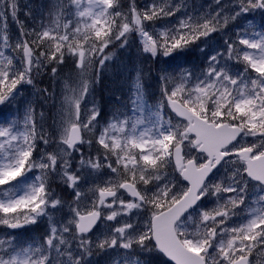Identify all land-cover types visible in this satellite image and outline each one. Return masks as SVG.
<instances>
[{
    "label": "snow or ice",
    "instance_id": "6c2138e0",
    "mask_svg": "<svg viewBox=\"0 0 264 264\" xmlns=\"http://www.w3.org/2000/svg\"><path fill=\"white\" fill-rule=\"evenodd\" d=\"M21 7L34 19L30 0H0V106L18 104L26 85L41 106L54 101L37 85L45 75L58 82L69 59L79 84L61 101L58 141L43 114L37 132L33 101L22 120L0 119V225L48 220L39 239H0V264H252L253 250L264 249V0H213L204 13L171 0H68L31 31ZM181 8L172 26L156 27ZM9 20L19 29L14 44ZM215 33L222 42H212ZM136 38L142 55L198 53L199 62L159 71L151 115L125 109L101 126V109L88 107L89 81L110 46ZM140 77L131 111L144 107ZM54 182L72 201L56 195Z\"/></svg>",
    "mask_w": 264,
    "mask_h": 264
},
{
    "label": "rangeland",
    "instance_id": "374dc122",
    "mask_svg": "<svg viewBox=\"0 0 264 264\" xmlns=\"http://www.w3.org/2000/svg\"><path fill=\"white\" fill-rule=\"evenodd\" d=\"M29 0H20L21 5L28 3ZM122 3H128L129 0H122ZM137 4L141 7H143L145 4L149 3V0H136ZM173 5L179 6L181 4H186L187 5V11L191 12L193 10L197 11L198 13H204L210 11L209 5L213 4V0H171ZM31 5L33 6V17L29 18L25 15L27 12V9L21 7L20 13H19V18L22 21H25L27 25V30L31 31L33 28H36L39 26L41 23V17H44L43 22L45 24H48L50 21L48 20V9L51 8V6L54 3H63L65 7L68 4V0H30ZM185 9L181 8V11L177 13L175 17H168L164 20H158L155 22L157 28H162L165 26H172L179 18L180 15L183 13ZM55 11H60L59 9H56ZM55 11L53 12V16L55 17ZM255 21L257 24L261 21V16L259 14H256L255 16ZM66 22V21H64ZM153 22L149 21L150 27ZM11 24V42L14 44L16 41V38L19 36V29L15 23H13L11 20L8 22V26ZM62 30V29H61ZM137 45L139 47V51L142 52V47L140 46L139 39L137 41ZM120 49V47L117 45L116 47H109L108 53L110 55V59L107 61L106 65L104 67H109V61L112 60L116 56V50ZM115 73L117 75L122 76L123 78H129L130 73L133 75V79L131 80V86L133 85V81L136 78V73L138 72L136 70V66L133 67V64L127 60V59H116L115 63ZM99 63L97 61L96 64V69H99ZM75 65L71 63V59H69L68 63L63 65L60 70V77L58 79V82L53 83L48 77V75L43 76L39 83L38 87L40 88H48L50 92L54 91L55 92V100L54 101H49L48 103H44L41 106V103L39 102V98L33 95V89L30 86H25L26 90H22V94L18 96V104L14 103L12 105L8 106H0V119H7L10 116L11 117H17L22 120L23 116V111L24 107L27 103V101H33L32 107L35 112V119L37 121V132L40 131L39 129V124L41 122V114H43V126H44V131L45 132H52L55 131L57 133L56 135V140H59V132L62 130V124H63V119H64V114L63 111L60 107L61 101L64 99V95L71 94V90L77 88L79 84V77L74 71ZM99 76L103 77V88L112 86L111 88L113 90H120V82H118L116 79L113 81V78L110 77L107 74H100V71L98 74L92 76L91 80L89 81L90 88H94V81H100ZM110 82L109 84H106V82ZM124 84V83H123ZM151 91V90H149ZM134 89L130 91V96L128 101L125 103L127 109L130 110V112H126L125 114H133L136 116L140 117H147L151 115L152 110L149 107H146L145 110L147 111L146 116H144V109H135L134 111H131L134 109V106L130 104V100L133 96ZM87 100L89 101L88 107H91V102L94 101L91 95L87 97ZM155 102L158 105L160 102L159 98H155ZM95 106L98 108L97 103L94 101ZM111 105V102L109 103ZM54 105V106H53ZM17 106H19V114H17ZM124 108V109H123ZM122 109L125 112V107ZM154 111V110H153ZM84 119H87V116L84 117ZM100 120V117H99ZM101 126H103L104 122L100 121ZM150 126V125H148ZM98 135V133H97ZM41 147L43 145L41 144ZM55 147V145H53ZM52 148H49L48 151H51ZM84 151L87 153L88 147L87 145H84ZM38 155V154H37ZM103 186V185H101ZM52 187L55 189V193L57 196L61 197L64 201L70 202L73 199V196L71 194V190L67 189L64 185L59 184V183H53ZM86 190V189H85ZM125 195V194H124ZM126 196V195H125ZM92 194L88 193V203L90 204L92 200ZM129 198V197H128ZM130 199V198H129ZM215 206V202L209 203L207 207L211 209L212 207ZM67 204H65L63 208V212H67ZM61 215V212L57 211L53 214V219H58L59 216ZM66 219V217H65ZM109 224L115 223L114 221H109L107 222ZM3 226V225H1ZM36 228L41 229L38 233L39 235L43 236V234L48 230V220L47 218L42 219L40 223L38 224H29L26 225L25 227L18 228V229H9L6 226L0 227V239L4 238L8 233H14L19 240L22 241V239L26 238L29 236ZM103 230V225L97 229V231H102ZM249 259L252 261V264H264V249L260 250H253V253L249 255ZM103 264V261L101 262ZM211 264V262H210Z\"/></svg>",
    "mask_w": 264,
    "mask_h": 264
},
{
    "label": "trees",
    "instance_id": "16d2710c",
    "mask_svg": "<svg viewBox=\"0 0 264 264\" xmlns=\"http://www.w3.org/2000/svg\"><path fill=\"white\" fill-rule=\"evenodd\" d=\"M8 31H9V35H10L11 24L8 26ZM190 54H191L190 61L186 60L185 61L186 64L188 62H194V57L197 58V55H198V53H195V54L190 53ZM120 58L123 59L122 57H120ZM101 74L102 75L103 74L109 75L110 77L113 78V81L117 78V74L113 71V69L111 67L107 70L106 73L101 71ZM98 78L100 81H94L93 94H94L96 101L99 102V107L101 109L100 118L106 120V119L111 118L112 115L114 113H116L117 111H121V109L123 108L121 106L126 103V101L124 100L126 96H124L125 93H123L122 91L113 90L111 88L112 86L103 88V86H101L103 84L102 83L103 77L99 76ZM128 79H131V78H128ZM109 83H110L109 81L106 82V84H109ZM120 95H122L121 99L119 98ZM116 97H118V99H116ZM108 102L109 103L111 102V105H109Z\"/></svg>",
    "mask_w": 264,
    "mask_h": 264
}]
</instances>
